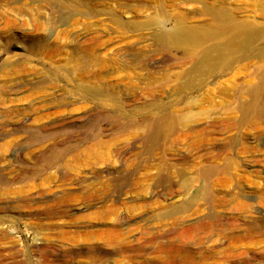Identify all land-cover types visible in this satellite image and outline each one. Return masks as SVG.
I'll return each instance as SVG.
<instances>
[{
  "label": "rangeland",
  "instance_id": "1",
  "mask_svg": "<svg viewBox=\"0 0 264 264\" xmlns=\"http://www.w3.org/2000/svg\"><path fill=\"white\" fill-rule=\"evenodd\" d=\"M0 264H264V0H0Z\"/></svg>",
  "mask_w": 264,
  "mask_h": 264
},
{
  "label": "bare ground",
  "instance_id": "2",
  "mask_svg": "<svg viewBox=\"0 0 264 264\" xmlns=\"http://www.w3.org/2000/svg\"><path fill=\"white\" fill-rule=\"evenodd\" d=\"M153 24L159 25V19L154 20ZM219 34H221V30L219 31ZM160 35L162 37H168L172 41V45H177L179 43L185 42L190 44L194 48V50L199 51L198 57L189 56L188 61H186V63L191 64V68H189V71L193 73L192 75H195V77L198 78L199 82L203 81L205 78H207L208 75H210V73L214 72V70L217 69L216 64H219V62L223 60L225 55H228L232 51L242 50L243 47L250 45L252 42L250 37L246 34L245 36H242L236 44H233L230 41H224L222 43L219 42L217 44H209L208 42L210 38L213 37V33H209L207 31L198 32L197 30L184 29L181 26H177L173 32L162 33ZM181 74L183 79H188L189 76L191 81H193L190 77L192 75H188L187 72H182ZM252 90H254L251 91V96L253 97L255 96L254 92H256V90ZM238 109L241 113V120H245L251 111H259L255 107L254 99H252V101L248 103H240L238 105ZM183 120V118L180 120H175L170 116L165 117L163 120H154L147 126V134H145V139L149 143L154 144V141H156L160 135H169V132L175 129L177 125L180 124ZM204 174L207 175V172H205Z\"/></svg>",
  "mask_w": 264,
  "mask_h": 264
}]
</instances>
